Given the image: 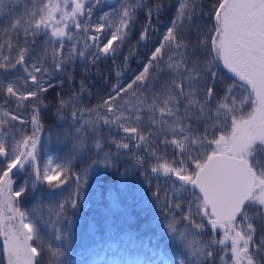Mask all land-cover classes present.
Returning a JSON list of instances; mask_svg holds the SVG:
<instances>
[{"label": "snow or ice", "instance_id": "obj_1", "mask_svg": "<svg viewBox=\"0 0 264 264\" xmlns=\"http://www.w3.org/2000/svg\"><path fill=\"white\" fill-rule=\"evenodd\" d=\"M104 2L0 0V194H8L7 220L18 218L21 229L5 225L7 264H49L33 246L39 227L21 208L30 191L75 184L57 205L64 214L77 208L91 165L115 168L122 156L146 178H166L167 227L192 264H264V0H169L163 32L152 24L163 0H120L93 19ZM141 45L142 67L126 80ZM108 61L114 80L94 94L87 81ZM77 73L84 78L67 98L45 103ZM86 96L98 102L83 107ZM51 107L63 126L48 138L67 149L56 160L41 157V113ZM90 154L96 159L81 167ZM184 226L199 236L208 230L207 239H187Z\"/></svg>", "mask_w": 264, "mask_h": 264}, {"label": "trees", "instance_id": "obj_2", "mask_svg": "<svg viewBox=\"0 0 264 264\" xmlns=\"http://www.w3.org/2000/svg\"><path fill=\"white\" fill-rule=\"evenodd\" d=\"M164 10L159 13V19L154 16L152 24L160 32L166 30L173 16L174 8L167 5L169 0H163ZM175 3V0H171ZM140 22H144L143 14ZM156 35H159L157 33ZM134 33L129 46L136 44ZM149 48L152 44L148 45ZM135 55L130 57L125 79H130L138 73L145 59L143 45L135 49ZM129 55L128 46L123 49V56ZM111 61L100 65V75H92L87 84L95 94L104 95L107 84L112 83L114 74ZM116 63H120L117 60ZM83 75L77 73L74 81L57 85L47 93L45 103L54 105L60 96L67 98V94L79 85ZM98 100L86 96L83 107L95 105ZM56 108L44 109L41 113L45 122V134L41 137V157L49 155L56 160L66 151V147L57 142L55 136L48 138V132L55 133L62 127L53 115ZM18 126H21L18 124ZM101 158H103L101 156ZM96 159L90 154L81 167H87L91 160ZM127 167V171H126ZM30 183V182H29ZM75 188V184L67 185V191L50 192L47 186H38L30 191L23 199L22 209L28 212V218L39 227L41 239L33 246L41 245L47 254L49 264H179L181 259L186 264H192V257L183 246L180 237L171 233L167 227L173 217L163 207L164 195L169 190L166 178L150 171L147 174L142 169L131 166L128 158L121 157L115 168L106 167L102 163L91 165L87 173V183L83 185L81 197L76 209H69L59 214L57 205L61 203ZM159 189L160 199L155 194ZM7 193L0 194V264H7L4 237L5 225L20 231L19 219L7 220ZM169 198L172 193L169 191ZM20 199V198H17ZM178 231L183 232L187 239H195L198 243L207 239V231L203 236L194 235L187 226ZM260 228L257 226V234ZM217 239L222 238L219 234ZM60 237L57 239V237ZM223 253L216 251L219 257Z\"/></svg>", "mask_w": 264, "mask_h": 264}, {"label": "rangeland", "instance_id": "obj_3", "mask_svg": "<svg viewBox=\"0 0 264 264\" xmlns=\"http://www.w3.org/2000/svg\"><path fill=\"white\" fill-rule=\"evenodd\" d=\"M119 2L120 0H105V2L98 8L95 9V13L93 16V19L96 18V16L100 15L101 13L104 12H109L113 7H118L119 6ZM212 0H209V3H211ZM5 3H7V0H5ZM69 24H71V21H69ZM93 27H95V25H93ZM224 73H226L228 76H230V73H227V70H223ZM58 85V84H57ZM161 177H163V175H159ZM165 178V177H163ZM11 232H17L13 227H11V229H9ZM6 259H7V251H6ZM146 264H150V263H146Z\"/></svg>", "mask_w": 264, "mask_h": 264}]
</instances>
